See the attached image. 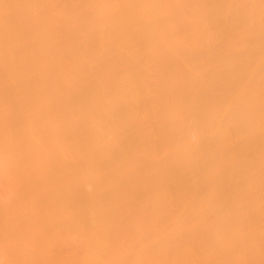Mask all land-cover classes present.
<instances>
[{
	"label": "bare ground",
	"instance_id": "obj_1",
	"mask_svg": "<svg viewBox=\"0 0 264 264\" xmlns=\"http://www.w3.org/2000/svg\"><path fill=\"white\" fill-rule=\"evenodd\" d=\"M0 264H264V0H0Z\"/></svg>",
	"mask_w": 264,
	"mask_h": 264
}]
</instances>
